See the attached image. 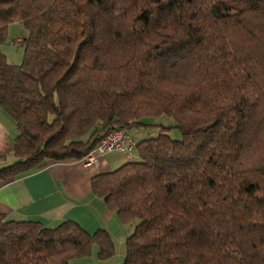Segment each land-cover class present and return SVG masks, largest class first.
I'll use <instances>...</instances> for the list:
<instances>
[{
  "label": "trees",
  "instance_id": "1",
  "mask_svg": "<svg viewBox=\"0 0 264 264\" xmlns=\"http://www.w3.org/2000/svg\"><path fill=\"white\" fill-rule=\"evenodd\" d=\"M14 22L26 34L20 64L0 50L16 127L0 181L164 115L179 139L160 125L90 181L129 230L120 264H264V0H0V45ZM93 244L114 253L105 229L0 213V264H81Z\"/></svg>",
  "mask_w": 264,
  "mask_h": 264
},
{
  "label": "crops",
  "instance_id": "2",
  "mask_svg": "<svg viewBox=\"0 0 264 264\" xmlns=\"http://www.w3.org/2000/svg\"><path fill=\"white\" fill-rule=\"evenodd\" d=\"M15 134L13 119L0 108V165L13 161ZM126 158L123 152L111 150L98 155L95 164L46 159L31 171L0 181V213L7 219L34 220L48 227L72 220L88 233L105 229L113 243L114 237L125 241L129 230L117 220L115 205L95 197L90 181L95 174L127 162Z\"/></svg>",
  "mask_w": 264,
  "mask_h": 264
},
{
  "label": "rangeland",
  "instance_id": "3",
  "mask_svg": "<svg viewBox=\"0 0 264 264\" xmlns=\"http://www.w3.org/2000/svg\"><path fill=\"white\" fill-rule=\"evenodd\" d=\"M25 34L26 30L22 25L15 22L8 25L7 39L0 45V50L3 52L8 62L14 64L21 63L23 58V47L17 43L20 40L14 41V39H17V37L22 39ZM144 121L150 123V125L130 129V134L136 141L147 137H155L159 132L160 125L170 127L168 133L173 139H179L181 137L179 129L173 126L174 122L170 117L164 115L148 117L144 119ZM126 161H128L127 158ZM114 242V253L106 259L98 257L97 245L93 244L88 256L73 261L81 264H120L125 256V241L120 240L119 237H114Z\"/></svg>",
  "mask_w": 264,
  "mask_h": 264
},
{
  "label": "built area",
  "instance_id": "4",
  "mask_svg": "<svg viewBox=\"0 0 264 264\" xmlns=\"http://www.w3.org/2000/svg\"><path fill=\"white\" fill-rule=\"evenodd\" d=\"M17 40H21V38H17ZM134 147L135 140L130 133L123 129H112L100 140L95 148L83 158V160L86 164H95L97 163L98 155L111 150H119L131 161L134 159Z\"/></svg>",
  "mask_w": 264,
  "mask_h": 264
}]
</instances>
